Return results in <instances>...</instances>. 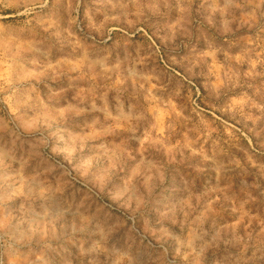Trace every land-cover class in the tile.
Instances as JSON below:
<instances>
[{
	"label": "rangeland",
	"instance_id": "374dc122",
	"mask_svg": "<svg viewBox=\"0 0 264 264\" xmlns=\"http://www.w3.org/2000/svg\"><path fill=\"white\" fill-rule=\"evenodd\" d=\"M0 264H264V0H0Z\"/></svg>",
	"mask_w": 264,
	"mask_h": 264
}]
</instances>
